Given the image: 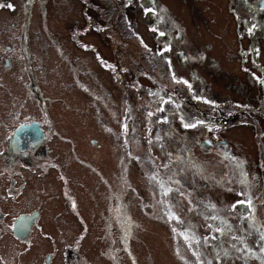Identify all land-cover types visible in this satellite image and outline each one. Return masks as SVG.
Instances as JSON below:
<instances>
[{"label": "rangeland", "instance_id": "374dc122", "mask_svg": "<svg viewBox=\"0 0 264 264\" xmlns=\"http://www.w3.org/2000/svg\"><path fill=\"white\" fill-rule=\"evenodd\" d=\"M22 1L0 0V40L7 38L9 41L14 36L15 52L13 57L17 68H22L18 66L21 63L20 46L18 43L15 45V41L21 39L19 26L22 24L21 18H23L21 15ZM145 1H154L150 6L152 11L145 8L147 7L144 5ZM9 3L14 5L13 15L9 13V10H6ZM127 3L131 9L123 11ZM51 4L48 24L55 26L59 29L58 32H61L62 49L73 52L71 55H67L70 57L67 62L73 63L75 69L72 67L69 70L66 67L67 64L61 59L64 53L59 55L61 64L58 60L48 62L47 54L44 53L41 43L40 48L34 49L40 65V68L35 66L40 75L38 80H40L45 95L53 97L52 106H54L55 119L66 121L76 131L78 153L85 154L86 150H89L91 155L89 157H94V159H88V163L94 171H90L80 162L62 159L60 162L63 165L71 162L68 166L67 177L72 179L71 183L76 184L77 189H80L82 184H86L88 189L107 187L109 195L112 192L119 191L118 193H121L126 189L125 200L130 201L131 204L128 203L130 210L134 211V208L138 207L133 212L138 231L134 238L132 252L129 254L132 253L136 258L138 257L140 264H149L150 258L151 264H183L175 254L173 248L175 241L171 231L169 232V229L159 219H155L159 212L157 203L159 198L156 188L151 185L146 176V170L148 169L152 176L159 172L157 180L165 181L164 185L171 188V193H174L180 200L179 207L189 213L195 212L194 209L189 211V205L200 207V202L197 199L198 194L188 187L193 184L191 176L195 177L196 183L199 184L202 180H207L204 176L211 174L207 180L210 190H207L206 196L210 197L209 199L213 198L214 203L221 205L222 208H230L233 216L240 215L237 204L243 201L241 193H244L245 189L240 185L238 175L231 174L230 177L237 176V179L225 181L223 173L226 172V169L228 173L230 171L237 173L239 168H246L250 173L264 169V148H260V142L264 145V118L261 117L264 116V54L262 58L259 57L260 49L257 41L258 38H263L261 33H258L257 29L243 30L247 40H254L257 34L258 37L249 43L239 40L240 35L230 16V9H228L232 5L231 0H67V2L51 0ZM32 13H36L34 22L46 23L44 11L38 3L33 5ZM148 13L153 14L150 16L152 18L150 21L147 19ZM12 21L19 25L15 28L11 27ZM66 28L74 30L71 47L67 42ZM92 28L99 29L101 32L98 34L91 32ZM87 29L89 32L85 34ZM172 30H174L172 41L165 45L171 51L165 52L161 56L159 53L165 47L155 48L153 45L156 44V40L162 37L167 38ZM148 31L153 32L151 37H149ZM160 32L165 35L160 36ZM178 32L182 33L183 39L177 37ZM137 33H140L141 36H138ZM140 40L146 41L145 48L139 44ZM97 44L112 62L104 64L97 61L101 65L102 72L97 66V62H94V69L99 74L97 80H92L90 69L87 66L90 62L87 58L94 61L96 57L94 50L97 48ZM240 44L249 46V49L242 48ZM253 45L255 46L253 47ZM81 51L87 58L81 54ZM185 62H188V65ZM46 73L49 75L47 76ZM77 73H80L78 77L83 85L88 86L89 90L93 88L97 91L96 100H93L96 106L93 108L91 105V110L84 107L87 104L90 105V99L83 94L78 86ZM137 77L140 78L137 79ZM178 80H186L188 84H191V89L188 90L191 92L192 98L201 101L198 104V111L200 107L205 112L204 119L212 118V120L210 118L206 120L210 124L207 125L203 119L202 124L196 129L190 130L191 137L201 140L226 141L231 152L229 156H223L224 149L218 148L202 152L198 147L199 144L193 142L189 143L191 154H181L180 152L183 151L181 145L157 141L154 138L158 129L154 122L155 115L161 114L166 117L165 111L162 113L159 111L165 103L166 95H174L178 98L181 109L186 113H188L187 108L194 107V104L192 106L190 105L192 103L181 100L183 98L179 93L173 94L172 90L176 89L175 84ZM116 82L124 84L129 91L131 95V99L128 98L131 103L129 108L126 105L128 99L126 95H122L123 93ZM178 85L181 86V84ZM17 87L19 86L14 82L13 89L16 90ZM57 88H66L70 92ZM15 92L17 93V91ZM27 92H29L28 89L25 93L18 94L17 98L28 100ZM107 92H113L115 105L113 107L105 106L109 103ZM160 99L164 101L160 103ZM223 101L226 104H220ZM155 105L157 106L154 109ZM215 106H219L221 109H217ZM33 109L34 101L28 100L27 111L32 113ZM149 112H152L153 115L149 116ZM191 113L190 109L189 115ZM174 116L177 120V112H174ZM119 117H121L123 125L128 117L135 119L133 124L136 126L133 127L132 124L129 127L128 136L118 135V132L123 129V126L119 125ZM182 119L187 120L188 118L182 117ZM214 119L217 126H213L214 123H211ZM101 120L115 131V134L110 135L109 139L101 133ZM256 122L259 123L258 129L248 124L253 125ZM64 125L62 122L61 127ZM138 133L141 138H138ZM89 138L94 141V145H89ZM127 139L131 141L130 152L128 155L120 156L115 141L123 146ZM182 155L190 159L192 167L187 168L184 165ZM176 159L181 162L179 171L175 168ZM121 168L126 170V188L123 187ZM208 169L211 170L209 174ZM52 172L55 174L54 170ZM55 178L54 176V182ZM146 179L149 184L145 181ZM220 182L221 187L217 186ZM154 183L156 185L155 181ZM254 183L255 180L252 181V184ZM212 189L216 191L211 192ZM105 190H102L104 195L106 194ZM209 192H211L210 196ZM253 196L257 195L253 194ZM175 197L170 196L165 200L175 199ZM83 198L88 199V197ZM205 201L208 203V200ZM234 205H237L236 208L233 207ZM257 205L259 214H261L264 204L258 203ZM178 214L183 216L185 212ZM190 217H188V223L191 225L193 233L201 234V231L204 230V222L202 223L199 218V213L190 214ZM69 218H65L66 221ZM91 219L94 221L92 217ZM239 220L233 225L240 226ZM91 232V240L88 245L92 249V259L96 264L98 262L97 248L104 250L105 243L104 238H96L98 229L95 221L92 224ZM237 232L233 233L237 236ZM243 236H245L248 245L256 243L255 239ZM112 239L120 241L115 236H112ZM179 246L183 255L191 260L192 257L184 249L185 247L182 244ZM122 247L123 244L120 251L126 254ZM234 252L238 255L232 256L231 253ZM223 260H225V264H251L249 255H241L235 249H230L227 257ZM121 262L130 264V258L123 257Z\"/></svg>", "mask_w": 264, "mask_h": 264}, {"label": "flooded vegetation", "instance_id": "af4514ba", "mask_svg": "<svg viewBox=\"0 0 264 264\" xmlns=\"http://www.w3.org/2000/svg\"><path fill=\"white\" fill-rule=\"evenodd\" d=\"M65 1L67 2V0ZM231 1L232 5L228 9H230V16L233 18L240 35L239 40L245 43L256 40L258 34L254 40H247L243 30L257 29L258 33H261L263 37L257 39L260 49L259 57L262 58L264 54V0ZM153 2L145 1L144 5L147 6L145 8L150 9ZM35 3H38L44 11V18H46V23L44 24L34 22L36 13H32V7ZM63 4L65 5L64 1ZM8 6L6 10H9V13L13 15L14 5L9 3ZM51 6V0L22 1L21 15L23 18H21L22 24L19 26L21 39L20 41H15V45L18 43L20 46L19 56L21 63L18 66L22 68L16 67L15 58L13 57L15 52L14 36L9 41H7V38L6 40H0V264H95L92 259V249L88 245L89 240H91V227L94 221L98 229L96 238H104L105 243L104 250L97 248L98 262L96 264H123L121 262L123 257L130 258V264H140L138 257L136 258L132 253L129 254V252H132L135 242L134 238H136L138 231V225L133 218V212L138 207L134 208V211L130 210L128 205L130 201L125 200L126 189L121 193H118L119 191H111V195H109L107 187L103 189H99V187L88 189L86 184H82L81 188L77 189V185L72 184V179L67 177L68 166L74 161L80 162L89 168L90 171H94L88 163V159H94V157L86 156V153H78L76 131L66 121L55 119L54 106H52V103H54L53 97L45 95L39 82L40 80H38L40 75L35 66L40 68V65L34 49L40 48L41 43L44 53L47 54L48 62L58 60L59 64H61L59 55L64 53L61 59L67 64L66 67L69 70L72 67L75 69L73 63L67 62V59L70 58L67 55H71L73 52L62 49L61 32H58L59 29L55 26L48 24ZM130 9L131 7L127 3L123 11ZM134 10L136 11L135 8ZM152 15L148 13L147 19L149 21L152 19L150 17ZM126 21L130 25L127 19ZM17 25L19 24L12 21L11 27L15 28ZM65 32L66 34L68 33L67 42H69V47H71L74 30L66 28ZM85 32L87 34L89 29L85 30ZM91 32L98 34L101 30L92 28ZM127 33H130V31H127ZM137 35L141 36L140 33H137ZM148 35L151 37L153 32L148 31ZM173 35L174 30L168 34L167 38L162 37L156 40V44L153 47H165L169 41H172ZM176 35L179 39H183L182 33L178 32ZM88 42L95 43L94 41ZM139 44L143 48L146 47V41L140 40ZM240 46L244 49H249V46L245 44H240ZM94 52L96 53L94 61L82 54V51L81 54L90 62V64H87L90 69V78L97 80L99 73L94 69V62L99 61V63L111 64L112 60L101 51L98 44ZM139 58L141 59L140 54ZM99 63L97 62L96 64L102 72ZM185 64L188 65V62H185ZM46 74L47 76L49 75L48 73ZM79 74L77 73V77ZM140 77H137V79ZM185 81L178 80L176 82V89L172 90L173 94L177 92L180 95L182 94V98L186 99L187 102L191 100L192 103L199 104L201 101L198 102V100L200 99L197 98L198 100L196 101L192 98L191 92L188 90L191 89V87H188L190 83L185 84ZM14 82L19 86L16 90L13 89ZM76 82L83 94L90 99V105L87 104L84 107L91 110V105H93V108L96 106L93 100H96L97 91L93 88L89 90V87L83 85L79 77ZM116 83L119 85L122 95H126L127 99H131V95L125 85L120 82ZM77 84L75 85L77 86ZM178 84H181V86ZM45 87L47 86L45 85ZM27 89L29 91L26 93L28 100L34 101L32 113L27 111L28 100L17 98L18 94L25 93ZM66 90L69 91L68 89ZM107 93L109 103L105 104V106L107 108L115 106L113 92ZM130 99L126 103L128 108L131 104ZM160 100V103L164 101ZM111 102L112 105H110ZM122 105L123 102L121 100ZM156 106H154V109ZM163 108L167 113H165L166 117L160 114L155 115L156 118H154L155 126L158 128L154 137L157 141H160L159 138H161L160 135L162 134L163 137H167L166 142L174 141V143L181 145L183 151L180 153H186L187 155L191 154V149H189L190 142L198 143V147L202 152L223 148L220 144L221 141L192 138L189 132L197 127L185 128L183 126V123L191 124L202 121L204 119V111H196L194 107H191L187 108L188 113H186L181 109L180 103L174 95H166ZM190 109L192 110L191 115H189ZM174 112H177V120ZM182 117L188 119L183 120ZM119 121V125L123 126L121 117H119ZM62 122L65 124L63 127H61ZM101 123V126L99 125L101 133L109 139L110 135L115 134V131L113 128L106 126L102 120ZM133 123H135V119L128 117L126 123L128 131ZM214 124L212 125L217 126L216 123ZM132 126L136 125L133 124ZM127 133L122 129L118 132V135L128 136ZM138 138H141L139 133ZM206 141L213 143L210 146H202L201 144ZM89 145H94V141L90 140V138ZM223 149V156L227 157L231 154L229 144L228 147ZM183 158L184 165L189 168L190 159L185 156ZM218 158L220 159V156ZM62 159L70 160L71 162L69 161L68 164L65 163L63 165L60 162ZM85 166L83 167L86 168ZM52 170L55 171V174ZM225 171L223 173L225 181L237 179V176L235 178L230 177L231 174L239 176V183L245 189L242 195L243 200L247 198L252 200L251 216L246 218L249 209L243 203L237 204L240 215L233 216L230 208H222L221 205L214 203L213 198L209 199L210 197L206 196L207 190H210V184L207 183V180L211 174L204 176L207 180H202L199 184L196 183L195 177L191 176L193 184L188 187L193 192H196L199 197L198 201L200 202L201 210L199 218L202 223L204 222V230L200 234L203 244L205 245L204 238L209 237L208 241L211 244H218L221 250L223 248L228 250V253L230 252V248L227 247L226 236H220L217 240L210 239L213 235L219 236L215 228L223 226L220 221L230 225L234 233L236 231L246 232L250 238L256 240L254 245L263 244L264 242L260 240V236L264 235V205L261 214H259L257 204H264V169L255 173L248 172L246 168L237 169V173H231V171L228 173L227 169ZM207 172L209 174L211 170L208 169ZM124 175L122 173V176ZM54 176L56 177V183L54 182ZM253 180H255L254 184H252ZM47 181L49 182L47 183ZM152 186L157 187L155 184ZM217 186L221 187V182ZM123 187L125 188L126 186L123 185ZM104 189H106L105 195L102 194ZM214 191L216 190L212 189L211 192ZM211 192H209V196ZM253 194L257 196H253ZM78 195L82 198L79 199ZM83 197H88V199ZM205 200H208L210 204H207ZM212 215L217 216L218 219L215 221L211 220L210 217ZM67 217L70 218L66 221L65 218ZM91 217L94 221H92ZM155 217V219L158 218L157 216ZM238 219H240L241 225L238 226L237 224L234 226L233 224ZM209 225L212 227H209ZM238 232L237 237L239 236ZM112 236L117 237L120 241L113 240ZM122 244L126 254L120 251ZM246 246L248 248L247 252H237L251 257L261 250L258 247L252 249L247 242ZM231 255L238 254L234 252ZM252 257L251 263L254 264V256ZM261 258L264 261V252ZM151 263L150 258L149 264Z\"/></svg>", "mask_w": 264, "mask_h": 264}, {"label": "trees", "instance_id": "16d2710c", "mask_svg": "<svg viewBox=\"0 0 264 264\" xmlns=\"http://www.w3.org/2000/svg\"><path fill=\"white\" fill-rule=\"evenodd\" d=\"M182 95V94H181ZM177 100L179 101V99L177 98ZM181 100H183V101H186L187 102V100L186 99H181ZM190 103H192V101L190 100L189 101ZM198 102H200V100H198ZM189 103V104H190ZM215 103H217V101L215 100ZM193 104L194 103H192V104H190V105H192L193 106ZM220 104H226L224 101L223 102H220ZM188 106V105H187ZM217 109H221L219 106H215ZM194 108H195V110L197 111L198 110V104H194ZM201 109L199 108V111H200ZM213 112L215 113L216 112V109L215 110H213ZM162 113V112H161ZM166 113V112H165ZM167 114V113H166ZM160 115V114H159ZM207 116V114L205 115V117ZM262 118H264V116H261ZM207 118H210L211 120H212V118L211 117H206L204 120H205V122H206V124L208 125V124H210V123H208L206 120H207ZM215 120V119H214ZM214 120L211 122V123H214ZM249 125H251L252 127H254L255 129H258V122H256L255 124H250V123H248ZM160 137L161 138H159L161 141H166L167 140V137H163L162 136V134L160 135ZM171 140V139H170ZM130 143H131V141H129L128 139H127V142L122 146V145H120L119 143H117V142H115V144H116V147L118 148V150L121 152V156H123V154H129V152H130V149H131V146H129L130 145ZM167 143H170V142H167ZM173 143H174V141H173ZM174 144H176V143H174ZM145 159V158H144ZM180 163L181 162H179V159L177 160L176 159V162H175V168H176V170L177 171H179V166H180ZM121 164H122V159H121ZM127 167H129V165H127ZM189 167H192V165H191V163H189ZM121 171H122V173H124L125 174V172H126V170L124 171V170H122V168H121ZM146 176L148 177V179L150 180V183H151V185H153V184H155L154 183V181L152 180V175H151V172H149L148 171V169L146 170ZM125 178V175L124 176H122V183H123V185H125L126 186V183H125V180H126V178ZM146 181L148 182V180L146 179ZM163 184L165 183V181H161ZM149 183V182H148ZM126 188V187H125ZM156 188V192H157V194H158V200H157V203H158V210H159V212H158V214H157V219H159L163 224H164V226L167 228V229H169V232L171 231V234L173 235V238H174V241H175V247H173L174 248V251H175V254H176V256H177V258L183 263V264H197V261H196V257H194L193 255H192V250H195V251H197V253L199 254V255H201V257H202V259H203V261L204 260H206V261H204V264H225V260H223V259H225L226 257H227V255H225L224 253H225V251H227V253H228V250H224L223 248H222V250L219 248L220 246H218V244H216V245H213V244H211L209 241H207V244H203V242H202V239H201V236H200V234L199 235H196V234H194L193 233V229H192V227H191V225L188 223V217H190V214H198V213H200L201 212V210H200V207H198V205L197 206H192V205H189V211L191 212V210L192 209H194L195 210V212H192V213H189L188 211L186 212L184 209L182 210V208L181 207H179V205H180V200L178 199V197L174 194V193H171V195L170 196H176L175 197V199L174 198H171V199H167V200H165L167 197H162V195L160 194V189L158 188V187H155ZM170 196H168V197H170ZM197 199L199 200V197H197ZM163 200V203H161V201ZM207 204H210V203H207ZM166 206H171L172 207V211H173V213L175 214V215H177V216H179V218H180V220L182 221V223L181 224H177L176 222H175V220H172L171 222H169L168 221V218H167V216L164 214L165 213V211H166ZM176 210V211H175ZM176 212H178V213H184L185 212V214H183V216H181V215H179L178 213H176ZM191 218V217H190ZM176 229V231H173V229ZM185 229H190V231H191V233L194 235V237L197 239V240H199V247H197V244H196V241L195 240H193V239H189V241L186 243L185 241H184V239H183V236L181 235V232L183 231V230H185ZM240 233V234H239ZM238 237H240V236H243V235H246V237L247 238H250V236H248L247 234H246V232H244V231H240V232H238ZM188 243H191L192 244V250H190L189 249V247H188ZM180 244H182L185 248L184 249H186V251L188 252V253H190V255H191V257H192V259L190 260V259H188L187 257H185L184 255H183V253H182V251H181V248H180ZM222 247V246H221ZM252 249L253 248H256V247H258V248H260L261 250H259L260 252L259 253H257V254H254L255 256H258L257 258H255L254 257V261H253V263L254 264H264V261H262V258L261 257H263V252H264V243L263 244H260V245H252L251 244V246H250ZM185 251V250H184ZM207 252V253H206ZM217 252H219L220 253V255H219V257H217V255H216V253ZM251 259H253V257L251 256ZM208 262V263H207ZM245 264H247V263H245ZM252 264V263H251Z\"/></svg>", "mask_w": 264, "mask_h": 264}, {"label": "snow or ice", "instance_id": "6c2138e0", "mask_svg": "<svg viewBox=\"0 0 264 264\" xmlns=\"http://www.w3.org/2000/svg\"><path fill=\"white\" fill-rule=\"evenodd\" d=\"M148 11H152V10L149 9ZM153 31H156V30L153 29ZM159 34H160V36H164V35H165V33H163V32H160ZM168 51H171V49L168 48V47H165V48L159 53V55L163 56L164 53H165V52H168ZM169 63H170V61H169ZM174 79H175V77H174ZM184 83L187 84L186 81H185ZM188 87L190 88L191 86L188 85ZM205 102H207V101H205ZM159 111L163 112V111H164V108L161 107V108L159 109ZM148 115L151 116V115H153V113H152V112H149ZM182 123H183V121H182ZM202 123H203L202 121H197L196 123H191V124H189V123H183V126H184L185 128H196V127H198V126H199L200 124H202ZM123 130H124L125 133H127V131H128V126H127L126 123L123 125ZM209 130H211V129H209ZM241 175H243V173H241ZM158 176H159V172H157L154 176H152V180L156 182L157 187L161 190V191H160V194L162 195V197H168V196H170V195H171V192H172V189L166 187L162 182L158 181V180H157V177H158ZM177 183H178V181H177ZM241 195H243V193H241ZM161 203H163V200L161 201ZM239 203H243V204L249 209V212L246 214V218L249 217V216H251V209H252V200H251V198H247V199H245V200H243V201H240ZM233 207L235 208V205H234ZM164 214L167 216L169 222H171L172 220H175V222H176L177 224H181V223H182V221L180 220L179 216H176V215L173 213V211H172V207H171V206H166V211H165ZM210 219L215 221V220H217L218 218H217V216L212 215V216L210 217ZM220 223H221L223 226H222V227H221V226H217V227L215 228V231H216V233L219 234V236H217V235H213V236L210 237V239H211V240H217V239L220 238V236H226L227 241H228V245H227L228 248H230V249H235L236 251H240V252H247V251H248V248H247V246H246L245 236L237 237V236L232 232V229H231V226H230V225H228V224H227L226 222H224V221H220ZM209 227H212V226L209 225ZM173 231H176V229L174 228ZM181 235L183 236V239H184V241H185L186 243H187V242L189 241V239L191 238V239H193V240L196 241L197 247H199V243H200V242H199V240H197V239L194 237V235L191 233L190 229H185V230H183V231L181 232ZM208 239H209V237H205V238H204V243H205V244H207ZM260 240H261L262 242H264V235H261V236H260ZM233 242H235V243H233ZM188 247H189L190 250H192V244H191V243H188ZM224 254L227 255V254H228L227 251H225ZM192 255H193L194 257H196L197 264H204V261H203L201 255H199V254L197 253V251L192 250ZM216 255H217V257H219L220 253L217 252Z\"/></svg>", "mask_w": 264, "mask_h": 264}, {"label": "water", "instance_id": "95a60500", "mask_svg": "<svg viewBox=\"0 0 264 264\" xmlns=\"http://www.w3.org/2000/svg\"><path fill=\"white\" fill-rule=\"evenodd\" d=\"M212 143L213 142H211V141H206V142L202 143L201 145L202 146H204V145L210 146ZM220 144L222 145V147H225V148L227 147V144L225 142H221Z\"/></svg>", "mask_w": 264, "mask_h": 264}, {"label": "bare ground", "instance_id": "6f19581e", "mask_svg": "<svg viewBox=\"0 0 264 264\" xmlns=\"http://www.w3.org/2000/svg\"><path fill=\"white\" fill-rule=\"evenodd\" d=\"M115 15H116V13H115ZM113 19H114V18H113ZM116 20H117V18H116ZM117 22H118V21H117ZM99 89H100V88H99ZM101 93H102V91H101ZM100 95H101V94H100ZM107 95H108V94H107ZM101 96H102V95H101ZM107 98H108V97H107ZM97 100H98V99H97ZM107 101H108V100H107ZM103 103H104V102H103ZM103 103H102V104H103ZM108 106H109V105H108ZM104 108H105V107H104ZM110 109H111V108H110ZM106 110H107V109H106ZM126 123H127V121H126ZM89 153H90V151H89V150H86V155L91 156ZM93 154H94V153H93ZM93 154H92V155H93Z\"/></svg>", "mask_w": 264, "mask_h": 264}]
</instances>
